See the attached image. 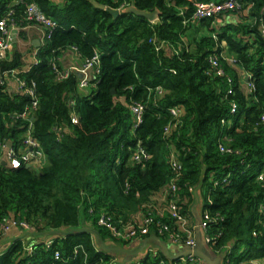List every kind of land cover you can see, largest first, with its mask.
<instances>
[{
	"label": "trees",
	"instance_id": "1",
	"mask_svg": "<svg viewBox=\"0 0 264 264\" xmlns=\"http://www.w3.org/2000/svg\"><path fill=\"white\" fill-rule=\"evenodd\" d=\"M208 1L65 0L58 6L23 0L13 6L20 26L29 3L58 26L28 69L17 48L0 60L2 72L22 69L19 77L35 83L38 100L22 117L30 97L0 87V155L3 145L18 149L28 136L44 153L37 167L0 162V226L13 217L32 226L30 238L37 236L12 240L0 251V264H112L94 236L120 245L129 240L114 237L99 218L108 214L120 226L138 213L149 215L153 198L175 177L173 154L182 170L168 199L188 215L194 190L205 189L208 234L225 255L222 264L264 259V0H241L235 11L192 22L195 3ZM93 2L161 15L155 22L133 14L114 18ZM11 3L0 0V19ZM68 48L85 61L99 56L88 95L75 73L57 78L56 69H65L59 56ZM132 101L145 107L137 128ZM139 145L145 155L138 161L132 157ZM156 221L151 231L164 240L168 233L160 235L159 224L177 229L168 216ZM42 236L52 238L50 247ZM5 238L0 231V241ZM144 264L204 263L173 261L160 252Z\"/></svg>",
	"mask_w": 264,
	"mask_h": 264
},
{
	"label": "built area",
	"instance_id": "2",
	"mask_svg": "<svg viewBox=\"0 0 264 264\" xmlns=\"http://www.w3.org/2000/svg\"><path fill=\"white\" fill-rule=\"evenodd\" d=\"M23 1V0H22ZM21 1V2H22ZM116 2L117 0H113ZM241 0H211L208 2H196L193 15L191 17L192 22H197L203 18L210 16H217L222 13L235 11L240 8ZM128 6H122L116 8L117 10L122 11ZM115 9V8H114ZM14 9L13 6L9 5L5 15L0 19V60L8 58L9 52L12 49L13 38L12 32L14 30H23L31 25H39L44 27L45 34L44 40H47L51 37L54 29L58 26V22L52 17L48 16L36 3H29L26 6L25 11V25L20 26L13 18ZM264 33V30H263ZM228 60L233 61V59L229 58ZM210 62L213 67L216 69V73L220 76L224 75V70L220 65V62L217 56H212L210 58ZM99 64V56L96 54L92 59H88L85 61L86 68H93L95 73H99V68L97 67ZM57 78L64 79L69 76L71 72L68 69H56ZM22 69H11L2 72V76L0 77V87L5 86L6 80L5 77H13L18 81L19 87L21 91L28 95L31 99V104L26 107V111L22 113V117H27V112L30 109H34L38 106V100L35 91V83H28L26 80L21 79L19 75L21 74ZM232 81V79H229ZM90 82L88 80H82L79 83L80 87H88ZM254 87L251 83L249 84V88ZM232 90V89H231ZM230 90V92H231ZM161 92V90L159 89ZM133 117H134V128H137L143 122V114H144V105L138 101H132L130 105ZM171 112L175 115H178L181 111L179 107H172ZM237 110V105L234 103L232 107V113H235ZM78 117L76 114L72 115V122H77ZM3 149H8V161L9 165L12 167H21V166H40L43 162L44 153L38 142L32 137H27L23 141V146L18 149L12 145L8 144L2 146ZM222 148V147H221ZM222 150H224L222 148ZM145 155V150L142 146L139 145L138 150L134 153V160H141L142 156ZM171 166L173 171L175 172V177L172 179L169 189L166 190L165 196V204L160 206H153L151 212L147 216H143L140 219H136L134 221H130L128 223H123L120 226L116 225L113 221V218L108 214H102L98 220V224L101 226H105L112 231V234L116 238H120L123 240H132L136 237L148 236L151 234V228L154 224H157V219L162 217H170L173 220V224H175L177 229L170 228L169 225L159 224L158 233L160 235H164L168 233L167 238L175 243L184 244L186 249L195 250L197 247V240L193 232V228L189 224L188 216L183 214L180 210V206L178 205L177 200L168 199V196L177 190V185L175 183L176 179L180 176L182 165L177 161L176 157L172 156ZM264 175V174H262ZM260 178H263V176ZM211 221L208 211H206L204 215V219L202 222V227L205 231V238L210 245L212 244L213 238L208 234L209 230V222ZM12 228H20L24 230H33L32 226L28 225V223L20 221L15 218L5 219V221L0 226V231L3 235H7V233ZM53 240H48L47 245L50 247ZM212 246V245H211ZM29 250H32L29 247ZM220 254L219 252H217ZM55 257L59 258L60 253L58 251L55 252ZM184 262H202V260L194 255L193 253L187 255L182 259ZM224 264H230L229 260L225 261Z\"/></svg>",
	"mask_w": 264,
	"mask_h": 264
},
{
	"label": "crops",
	"instance_id": "3",
	"mask_svg": "<svg viewBox=\"0 0 264 264\" xmlns=\"http://www.w3.org/2000/svg\"><path fill=\"white\" fill-rule=\"evenodd\" d=\"M20 1L22 0H12V3L10 5L14 6L18 4ZM50 1L54 5H58V6H62L65 3V0H50ZM45 30L46 29L44 27H41L39 25H31L23 30H17L18 32L15 35V39L12 40L13 41L12 49L10 50L8 57L11 56L13 50L17 48L23 55V61L25 65L22 67V69H28L31 65L37 63V54L40 48L43 47L44 44L46 43V40H44ZM59 63L65 69H68L71 72L75 73L78 76L79 83L82 80L91 81L96 76L95 70L93 68L85 67L84 65L85 60L80 56V54L74 48H68L64 50L59 56ZM242 76L245 77L246 75L244 74ZM5 80H6V86L12 94H20V95L24 94L21 91L16 78L5 77ZM79 89L83 95H88L90 93V89L87 87L84 88L79 86ZM7 154H8V149L7 148L3 149L0 155L1 163L3 161H7L9 164ZM204 192L205 189H203L201 186H198L194 190V203L192 204L189 214L187 216L189 219V224L193 228V232L196 237V240L198 239L204 240L205 252L210 253V251L214 248L210 245V243L206 241L205 231L202 227L204 215L207 211V209L205 208V203L203 198ZM165 196H166V190L153 198L154 199L153 205L154 206L164 205ZM134 217H143V215L141 213H138ZM29 233L30 232L24 229L12 228L7 233L6 238L3 241H0V251L6 248V246H8L14 239L25 238L26 243L29 241H33L34 239L36 240L37 236L36 237L31 236L32 238H30ZM153 236H158V235L154 231H152L151 234L148 236L133 238L132 240H129V242L126 245H120L121 247H117V248H125L126 250L131 251L130 254L121 253L118 251L106 250L104 243L108 248H116V245L111 241L108 240L104 241L97 235L94 236V239L100 250L107 251L113 257L112 264H144L145 260L148 258L150 254L156 256L160 252L163 253L162 248L155 240H150L149 242H147L146 245H144L145 240ZM40 238L46 241L52 239L50 236H42L39 237V239ZM164 241L167 242L172 256H179L186 251V248H181L182 246L178 247V245L176 246L171 245V241H169V239ZM180 245L181 244H179V246ZM168 258L174 261L173 258L170 257ZM176 261H181V260H176ZM255 262L258 264L259 263L264 264V259Z\"/></svg>",
	"mask_w": 264,
	"mask_h": 264
},
{
	"label": "water",
	"instance_id": "4",
	"mask_svg": "<svg viewBox=\"0 0 264 264\" xmlns=\"http://www.w3.org/2000/svg\"><path fill=\"white\" fill-rule=\"evenodd\" d=\"M93 3L95 7L101 10H104V11H108L110 14H112L114 18H118L119 16H122L124 14H133L136 16L143 17L150 22H155L159 20L160 15H161V11L159 9H156L153 12H147L145 10L139 9L135 5H131V6L126 7L122 11H120V10L108 7L106 5H102L98 2H93ZM17 32H18L17 30H14L12 32L13 39H15V35L17 34ZM37 46H40V45H37ZM1 76H2V70H0V77ZM246 81H249V78H247ZM114 91L115 90H113V92ZM8 145L12 146L13 143L9 142ZM2 164L5 166L9 165L7 161H3ZM150 240L157 241L160 247L162 248L163 254L166 255L167 257L173 258L174 260H182L184 257H186L187 255L191 253L199 257L204 262V264H222L225 259V255L218 254L214 249H212L210 253H206L205 252V242L202 239L197 240V247L195 248V250L191 251V250L186 249V251L179 256H172L167 242L164 241L160 236H153V237L147 238L144 242V245H146L147 242H149ZM104 246L106 250L118 251L121 253H128V254L131 253V251L126 250L125 248H108L105 243H104Z\"/></svg>",
	"mask_w": 264,
	"mask_h": 264
},
{
	"label": "rangeland",
	"instance_id": "5",
	"mask_svg": "<svg viewBox=\"0 0 264 264\" xmlns=\"http://www.w3.org/2000/svg\"><path fill=\"white\" fill-rule=\"evenodd\" d=\"M140 218H142V217H134L133 219H134V220H136V219L138 220V219H140ZM169 241H170V240H169ZM115 245H116V248H117V247H121L120 244H118V245L115 244ZM171 245H173V246L178 245V247H181V246H182L181 248H186L184 244H181V245L179 246V244H177V243H175V242H172V241H171ZM153 257H154V255H152V258H153ZM254 264H258V263L254 262ZM259 264H260V263H259Z\"/></svg>",
	"mask_w": 264,
	"mask_h": 264
}]
</instances>
